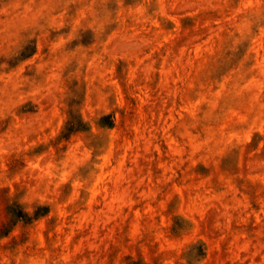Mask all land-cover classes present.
<instances>
[{
	"label": "rangeland",
	"instance_id": "rangeland-1",
	"mask_svg": "<svg viewBox=\"0 0 264 264\" xmlns=\"http://www.w3.org/2000/svg\"><path fill=\"white\" fill-rule=\"evenodd\" d=\"M0 264H264V0H0Z\"/></svg>",
	"mask_w": 264,
	"mask_h": 264
}]
</instances>
